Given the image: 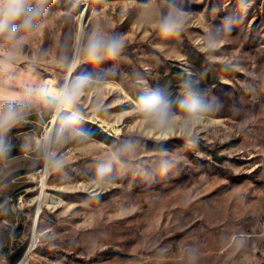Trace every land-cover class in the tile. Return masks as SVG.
Returning a JSON list of instances; mask_svg holds the SVG:
<instances>
[{
	"label": "rangeland",
	"instance_id": "1",
	"mask_svg": "<svg viewBox=\"0 0 264 264\" xmlns=\"http://www.w3.org/2000/svg\"><path fill=\"white\" fill-rule=\"evenodd\" d=\"M0 146V264H264V0H47L0 34Z\"/></svg>",
	"mask_w": 264,
	"mask_h": 264
},
{
	"label": "clouds",
	"instance_id": "2",
	"mask_svg": "<svg viewBox=\"0 0 264 264\" xmlns=\"http://www.w3.org/2000/svg\"><path fill=\"white\" fill-rule=\"evenodd\" d=\"M46 2L47 0H36V6L30 7L31 0H0V34H7L8 38L11 39L15 37L20 29H30L34 20L43 13V5ZM17 21H20L18 26ZM169 30H171V25L166 22L165 31ZM120 47L121 42L118 38L105 40L103 37L98 36L90 41L87 51L90 59L97 60L100 58L101 53L108 57L116 56ZM84 79V77L78 78L70 88L63 89L59 97H50L49 102L71 105L76 94L84 86ZM45 96L48 98L46 90ZM140 99L145 106L159 108L163 115L167 116L166 105H162V98L158 92L142 96ZM15 111L13 107L8 106L6 114L11 118L14 116ZM77 118L78 114L74 113L68 119L75 120Z\"/></svg>",
	"mask_w": 264,
	"mask_h": 264
},
{
	"label": "bare ground",
	"instance_id": "3",
	"mask_svg": "<svg viewBox=\"0 0 264 264\" xmlns=\"http://www.w3.org/2000/svg\"><path fill=\"white\" fill-rule=\"evenodd\" d=\"M84 12H85V9L83 10V12H82L81 15H80V19H79V28H80L81 22L83 21ZM79 33H80V30H79ZM78 37H79V35H78ZM78 39H79V38H77V41H78ZM69 71H70V70H69ZM50 88H51V87H50ZM50 88H49V90H50ZM62 90H63V89H54V88H52V89H51V93H49L48 96H50V97H52V96L59 97L60 94H61V91H62ZM48 92H49V91H48ZM61 105H62V104H57V108H56V111H55V117H56V115L58 114V111H59ZM62 106H63V105H62ZM55 117L52 119V125L50 126V129H48V130H49V131L47 132V135H48V136L51 134V132H52V130H53V124H54V122H55Z\"/></svg>",
	"mask_w": 264,
	"mask_h": 264
}]
</instances>
